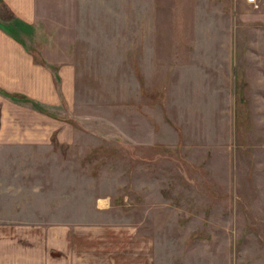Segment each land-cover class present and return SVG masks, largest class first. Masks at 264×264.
<instances>
[{
    "label": "rangeland",
    "instance_id": "1",
    "mask_svg": "<svg viewBox=\"0 0 264 264\" xmlns=\"http://www.w3.org/2000/svg\"><path fill=\"white\" fill-rule=\"evenodd\" d=\"M93 1L36 0L20 26L53 74L64 131L50 160L20 148L0 162V214L73 222L60 264H261L264 128L229 110L217 57L222 25L238 19L246 41L264 28V0Z\"/></svg>",
    "mask_w": 264,
    "mask_h": 264
},
{
    "label": "crops",
    "instance_id": "2",
    "mask_svg": "<svg viewBox=\"0 0 264 264\" xmlns=\"http://www.w3.org/2000/svg\"><path fill=\"white\" fill-rule=\"evenodd\" d=\"M102 1L109 0H94L93 3L98 8ZM245 1L253 5L247 0H242L243 3ZM0 5L8 10V21L13 18L30 24L36 21V0H0ZM234 8L232 14L235 18L240 17L238 13L242 8ZM219 28L222 33H229V36L232 34L230 42L228 39L220 40L223 53L221 57H217L220 64L228 66L227 70L220 74V78L222 90L231 88L229 94L233 97V102H228L229 110L231 103L237 104L239 113L243 114V118L239 117L243 123L251 121V127L254 129L259 126L264 128V31L261 32L264 28L259 29L258 34L255 32L256 36L249 41L245 40L246 29L238 19L234 27L232 22H229ZM43 63L36 59L24 42L15 39L0 27V89L23 94L38 101L45 109L38 110L29 100L13 99L0 92V162L16 159V152L20 148H33L34 159L42 156L46 160L47 155L40 151H48L50 160L54 130L57 138L63 139L64 123L54 119L49 111L59 99L58 94L54 92L53 74ZM230 67L235 69V75L230 73ZM235 81L238 85L237 96L232 94ZM254 142L264 144V140ZM37 148L40 150L38 153ZM25 155L31 159V152ZM1 167L0 165V177L5 175ZM253 177L257 183L255 191L264 192V173L259 170ZM95 203L99 205L98 201ZM22 205L24 206L23 202ZM49 205L51 207L52 203ZM49 205L45 202L44 209ZM96 207L103 211L101 207ZM53 218L52 210L49 216L40 213L38 217L23 219L6 217L2 212L0 264H60L54 261L52 251L54 248L64 251L67 249L68 229L74 224L69 220ZM123 236L126 238V233ZM125 253L129 256L127 251ZM144 260L145 258H140L136 264H142Z\"/></svg>",
    "mask_w": 264,
    "mask_h": 264
},
{
    "label": "trees",
    "instance_id": "3",
    "mask_svg": "<svg viewBox=\"0 0 264 264\" xmlns=\"http://www.w3.org/2000/svg\"><path fill=\"white\" fill-rule=\"evenodd\" d=\"M28 24H30V23L25 22L19 18H13V20H10L8 22H4V21L0 20V27L3 30H5L6 32H8L9 34H11L15 39L19 40L20 42H23L20 35H18L20 30L22 29V27H20V26H22V25L29 26ZM0 92H2L3 94H5L7 96H10L13 99L29 100L35 108L38 107V110L45 111V109L43 107H40L39 102H37L36 100L29 98L23 94L10 93V92L3 90V89H0Z\"/></svg>",
    "mask_w": 264,
    "mask_h": 264
},
{
    "label": "built area",
    "instance_id": "4",
    "mask_svg": "<svg viewBox=\"0 0 264 264\" xmlns=\"http://www.w3.org/2000/svg\"><path fill=\"white\" fill-rule=\"evenodd\" d=\"M247 1H249V2H251L253 4H256V0H247Z\"/></svg>",
    "mask_w": 264,
    "mask_h": 264
}]
</instances>
